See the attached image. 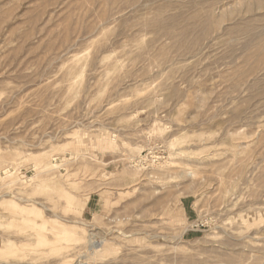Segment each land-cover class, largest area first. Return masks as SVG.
<instances>
[{
  "label": "rangeland",
  "instance_id": "374dc122",
  "mask_svg": "<svg viewBox=\"0 0 264 264\" xmlns=\"http://www.w3.org/2000/svg\"><path fill=\"white\" fill-rule=\"evenodd\" d=\"M0 264H264V0H0Z\"/></svg>",
  "mask_w": 264,
  "mask_h": 264
},
{
  "label": "bare ground",
  "instance_id": "6f19581e",
  "mask_svg": "<svg viewBox=\"0 0 264 264\" xmlns=\"http://www.w3.org/2000/svg\"><path fill=\"white\" fill-rule=\"evenodd\" d=\"M55 157H56V156H55ZM8 171H10V170H8ZM7 192H8V191H7ZM5 194H8V193H5ZM10 195H11V194H10ZM12 195H13V194H12ZM18 200H19V199H18ZM25 200H26V198H25ZM25 200H24V201H25ZM14 201H15V200H14ZM6 204H8V205H13V206H17L13 201H7ZM76 205H77V204H76ZM18 206H19V205H18ZM74 206H75V205H74ZM21 208H22V207H21ZM42 208H43V207H42ZM75 208H76V207H75ZM28 209H29V208H28ZM20 212H21V211H20ZM54 216H55V215H54ZM58 220H59V219H58ZM67 222H68V221H67ZM69 222H70V221H69ZM70 223H71V222H70ZM82 224H84V223H82ZM68 226H69V225H68ZM78 226H79V225H78ZM79 227H80V226H79ZM57 229H58V227H57ZM64 229H65V228H64ZM67 230H68V229H67ZM73 232L75 233V231H73ZM91 235H92V233H91ZM93 235H94V234H93ZM93 235H92V236H93ZM77 236H78V235H77ZM87 236H88V235H87ZM92 236H91V237L88 236L89 238L87 237V239L89 240V241H88L89 249H90V250H91V249L99 250L100 247L103 246V244H104L105 241H104V239L102 238L100 241L94 243V240H93V239H92L93 241L91 240ZM81 237H82V236H81ZM100 237H101V236H100ZM85 238H86V237H85ZM72 239H73V238H72ZM81 239H82V238H81ZM71 241H72V240H70V242H71ZM75 241H76V240H75ZM80 241H81V240H80ZM84 241H85V240H84ZM95 241H96V240H95ZM67 242H68V241H67ZM82 242H83V241H82ZM85 244H86V243H85ZM92 251H93V250H92ZM82 252H84V251H82ZM82 252H81V253H82ZM81 253H80V254H81ZM89 253H90V252H89ZM92 253H93V252H91V254H92ZM94 253H95V252H94ZM98 253H99V252H98ZM100 253H101V252H100ZM80 254H79V255H80ZM95 255H97V252H96ZM93 256H94V255H93ZM78 262H79V261H78ZM83 263H84V262H83Z\"/></svg>",
  "mask_w": 264,
  "mask_h": 264
}]
</instances>
